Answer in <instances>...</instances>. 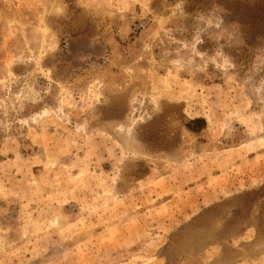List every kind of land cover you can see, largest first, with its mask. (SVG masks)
I'll return each mask as SVG.
<instances>
[{
    "label": "rangeland",
    "instance_id": "rangeland-1",
    "mask_svg": "<svg viewBox=\"0 0 264 264\" xmlns=\"http://www.w3.org/2000/svg\"><path fill=\"white\" fill-rule=\"evenodd\" d=\"M261 4L0 0V264H264Z\"/></svg>",
    "mask_w": 264,
    "mask_h": 264
},
{
    "label": "trees",
    "instance_id": "trees-1",
    "mask_svg": "<svg viewBox=\"0 0 264 264\" xmlns=\"http://www.w3.org/2000/svg\"><path fill=\"white\" fill-rule=\"evenodd\" d=\"M245 24L249 27V36L252 38L261 33L264 29V4L253 7L250 15L243 19ZM201 123L204 124V120L201 118L193 119L189 124ZM191 130H196L190 125H187Z\"/></svg>",
    "mask_w": 264,
    "mask_h": 264
}]
</instances>
